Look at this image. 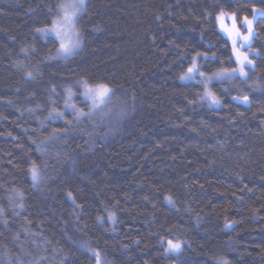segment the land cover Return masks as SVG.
I'll use <instances>...</instances> for the list:
<instances>
[{
	"label": "trees",
	"instance_id": "1",
	"mask_svg": "<svg viewBox=\"0 0 264 264\" xmlns=\"http://www.w3.org/2000/svg\"><path fill=\"white\" fill-rule=\"evenodd\" d=\"M63 1L0 0V264H264V17L246 77L180 81L235 69L216 16L264 0H85L61 59Z\"/></svg>",
	"mask_w": 264,
	"mask_h": 264
},
{
	"label": "snow or ice",
	"instance_id": "2",
	"mask_svg": "<svg viewBox=\"0 0 264 264\" xmlns=\"http://www.w3.org/2000/svg\"><path fill=\"white\" fill-rule=\"evenodd\" d=\"M84 5V0H69L68 3H61L60 5H58V8L60 10L59 12V16H58V21L54 20L53 23V27L51 28H40L37 29L38 32L44 33V34H48L49 32H51L57 39L60 40V47L58 49V52L67 55L70 54L73 50V48L78 47V43H73L70 45L66 44L62 38V34L59 30V28L57 27V24L59 22V26L63 27V26H70L72 28L75 27V22L76 19L78 17V14L80 13L81 9L83 8ZM257 14L256 10H253V16L255 17ZM261 14H264V10H261ZM226 14L225 13H221L220 16L217 18L220 21L221 24V29L223 31H225L226 33H228L229 37L232 38V43H233V47H234V51H235V45L237 43V40L235 38H233V30L235 31V36H239V29H236L235 26V16H232L231 19L233 21V30H229L227 27H225L224 25V19H225ZM243 26H245L247 28L248 31V36L244 37V41L245 43L250 39L251 35H252V21L248 20L247 17H245L244 21H243ZM237 60L240 63L241 67L239 68V71L241 73V75H245L244 73V62L246 61L247 63H251L250 60H248V57L245 55L243 57V60L240 59L239 54L237 55ZM197 65L195 64V62H193L192 67L188 68L187 72L189 74L193 73L194 71H197ZM29 75H31V73H29ZM201 75H203L201 73ZM185 77H181V79H184ZM82 87L84 89L82 95L86 98L91 100L92 102V106L93 107H98L100 104H103L106 99L109 97V94L111 92V89L104 84H97V85H89L87 81H85L82 84ZM69 92V98L71 97V95L73 94L71 89L68 90ZM207 95H210L208 93H206ZM245 100H247V97H244ZM213 102L214 103H218V101L215 100V98L213 97ZM67 103V101H66ZM71 107L75 108V105H71ZM62 115V114H60ZM80 115H85V113H83V111H79L78 112V116ZM37 168L35 165H33L32 167V177L33 180H35L37 178ZM71 195V194H69ZM170 199V198H168ZM0 211H2V209H0ZM181 249V244L180 243H173L172 241H168V251H172V252H179ZM96 261L97 264H100V256L99 253H96Z\"/></svg>",
	"mask_w": 264,
	"mask_h": 264
},
{
	"label": "rangeland",
	"instance_id": "3",
	"mask_svg": "<svg viewBox=\"0 0 264 264\" xmlns=\"http://www.w3.org/2000/svg\"><path fill=\"white\" fill-rule=\"evenodd\" d=\"M68 2H69V0H64L62 3H68ZM253 10H252L251 15L249 17H247L248 20H251L252 21V35H251L250 39L246 43L244 41V37L245 36H248V31H247V28L245 26H243V21H244L245 17L244 18H241V19H237V17L234 14L223 12V13L226 14L225 19H224V25L229 30H233V21H232L231 17L232 16H235V26H236V29H239V33H240V35L237 37V36H235V31L233 30V38H235L237 40V43L235 45V51H234V47H233V43H232V38L229 37L228 33H226L225 31H223L221 29L220 21L217 19L222 12L219 13L216 16V23H217L218 30L223 35H225L228 38L229 42H230L231 50H232V55H233V58H234L235 63H236L235 69L230 70V71H225L223 73H219L217 75L210 76V77H206L204 75H201L198 71H194L191 74H189L186 71L184 74L181 75V77H185V78L184 79H181V77H180V81L181 82H198L199 81V82H203L205 84H209L212 81L220 80V79H224V78H232V77H241V78H244V77H246V73H247L246 67H250L252 65V62L250 64L247 63L246 61L244 62V69L243 70H244L245 75H241V73L239 71V68L241 67V65H240V63L237 60V55L239 54L241 60H243V57L246 55L248 57V60L251 61L250 56L251 55H254V51L252 49H250V42H251V39H252L253 33H254L253 32V24H254V21L258 17H264V14H261V9H257V8H255L257 14L254 17L253 16ZM59 12H60V10L58 8V13H57V16H56V18L54 20H57L58 21ZM51 27H53V23L49 27H47V28H51ZM57 27L59 28V30H60V32L62 34V38H63V40H64V42L66 44H68V45L71 46V44H73V43H78V47H79V43L80 42H79V38H78V35H77L78 33H77V30H76V22H75V27L74 28H72L70 26L60 27L59 26V22L57 24ZM37 33L40 36H42V37H52V38H54L58 42V45L60 47V40L57 39L51 32H49L48 34H44V33H41V32H38L37 31ZM59 47H58V49H59ZM78 47L73 48L72 52L70 54H67V55H64V54L58 52V50H57V53H58V55L60 56L61 59H64V58H67V57L73 55L75 52H77L78 51V49H77ZM194 62L197 65V60L196 59L194 60ZM192 65H191V67H192ZM83 91H84V89H83V87H81V97H82L83 101L87 102L90 105L91 108L95 109V107L92 106L91 100L86 99L82 95ZM213 97L214 96H212V94L209 95V97H208L209 100L212 103H213ZM215 100H216V98H215ZM68 103L70 104L69 109L74 110L75 108L71 107V105H74L72 103V95L69 98V94H68V97H67V104ZM172 242L173 243H180L181 244V248H182V242H180V241H176V242L172 241ZM166 252L167 253H170V254H174V255H176V254L179 253V252L168 251V242L166 243Z\"/></svg>",
	"mask_w": 264,
	"mask_h": 264
},
{
	"label": "water",
	"instance_id": "4",
	"mask_svg": "<svg viewBox=\"0 0 264 264\" xmlns=\"http://www.w3.org/2000/svg\"><path fill=\"white\" fill-rule=\"evenodd\" d=\"M232 101L235 104L241 105L245 108H249V105H250L248 98H247V100H245L244 97L234 96V97H232Z\"/></svg>",
	"mask_w": 264,
	"mask_h": 264
}]
</instances>
